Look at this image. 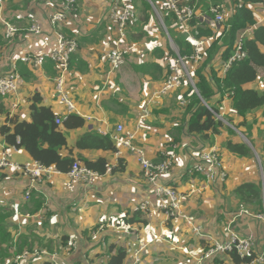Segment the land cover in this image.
Masks as SVG:
<instances>
[{"label": "crops", "instance_id": "0c3cea01", "mask_svg": "<svg viewBox=\"0 0 264 264\" xmlns=\"http://www.w3.org/2000/svg\"><path fill=\"white\" fill-rule=\"evenodd\" d=\"M54 2L0 0V76L7 74L15 57L24 53L46 56L39 69L18 62L21 83L17 93L11 98L0 95V159L7 155L9 160L23 167L32 169L37 166L26 150L7 147L1 128L7 123L9 115H18L22 120L30 121V99L39 93L43 97L42 105L50 107L55 114L65 116L75 113L85 119L84 128L66 131L68 144L75 150V155H81L88 161L104 158L112 169L122 159L125 168L123 172H107L91 184H75L72 187L68 186L71 182L69 174L57 171L40 178L31 173L4 172L0 180V209L12 213L6 226L15 237V243L20 236L28 237L29 241L35 240L34 250L28 251L32 258L25 264H53L49 254H56L60 264H107L112 246L125 248L128 251L126 264H133V252L142 245L146 247L141 252V264H197L200 260L202 264H215L214 258H204L205 253L217 244L228 243L233 234L238 238H251L254 241L252 252L264 255V219L259 217L264 213V201L263 210L254 211L242 207L234 194L245 183L261 185L264 190V110L241 117L233 110L232 99L228 95L222 98L219 94L212 99L211 105L220 110L219 119L229 129L223 130L212 142L189 135L190 117L184 115L180 101L191 84L185 82L166 95L159 92L170 71V51L174 52L169 37L174 42L173 37H187L188 41L190 36L178 27L173 28L176 26L171 18L168 30L172 29L173 36L170 32L168 36L153 9L150 23L144 31L142 29L143 33L132 31L126 43L121 45L127 64L117 76L109 79V83L107 58L115 35V26L109 19L110 0H79L77 10L67 16L63 24L70 38L79 42V49L73 54L72 69L65 80L66 95L73 104L70 109L57 93L59 69L50 57L59 41L50 23ZM218 3L227 6L228 26L235 9L228 0H218ZM202 4L199 0L200 8ZM251 8L257 25L240 31L236 40L252 39L254 31L264 26V6ZM156 20L163 31H160ZM6 23L20 29L12 40L3 38ZM30 24H39L42 33L35 35L27 32ZM226 26L216 32L217 39L221 38L223 51L230 43ZM261 50L264 53V46ZM162 51L167 54L163 61L154 55V52L157 55ZM221 58L219 55L208 64L205 71L208 78L213 69L221 71L220 76L225 75ZM154 64L160 65L162 75L154 71ZM23 66L32 73V79L23 76ZM146 67H150L156 79L144 74ZM258 73V79L246 88L264 93V69L259 68ZM14 104L17 108H13ZM144 116L146 118L141 122ZM244 121L250 129L243 126ZM119 125L125 127L126 133L135 134V145L153 163L170 159L172 152L177 159L171 171L157 176L152 183L144 177L136 155L126 148L118 147L117 153L75 148L76 142L91 132L114 139ZM228 141L248 143L255 156H233L225 148ZM210 150H217L221 156V168L213 180L192 172L201 163L200 156ZM63 154L67 155L68 151L64 150ZM220 172L226 174L225 179ZM158 187H171L179 193V210L183 216L170 217L166 213L160 206L156 193ZM31 194H38L44 200L43 208L34 215L30 212L34 210ZM142 205L147 206L146 211H136ZM138 213L144 214L147 227L140 229L141 224L129 226L126 233L116 226V222L125 215ZM191 216L196 219L194 225L186 221V217ZM101 222L111 227H105L94 241L88 240V231ZM196 226L201 228L199 234L193 233ZM63 236L70 238L71 250L59 248L51 252L44 247L48 242H52L53 247L54 244L59 245ZM15 257L4 264H15Z\"/></svg>", "mask_w": 264, "mask_h": 264}, {"label": "trees", "instance_id": "16d2710c", "mask_svg": "<svg viewBox=\"0 0 264 264\" xmlns=\"http://www.w3.org/2000/svg\"><path fill=\"white\" fill-rule=\"evenodd\" d=\"M212 1L218 3V0ZM202 2V12L209 10L207 2L205 0H202ZM135 3L136 9L141 16V22L139 25L133 27L131 32L135 31L138 33L142 32V29L144 31V27L150 23L152 8L145 0H135ZM255 5L264 6V0H245V4L235 8L234 17L228 26H226V23L223 25V27H229L230 38V43L224 51L223 46L220 45L221 38L217 39L216 31L209 26V23L203 22L196 17L191 21L190 25L196 27V30L199 32V38L205 41L213 40V42L211 41V44L205 51L203 61L197 66L194 73L193 80L195 82V89L190 87L188 92L181 97L180 108L184 110V115L190 117L188 125L189 135L212 142L216 136L222 134L223 130L229 129L227 124L219 119L220 110L211 105L212 99L219 94L222 98L228 95L232 99L233 110L241 117H247L250 113L258 110H264V93L246 88L248 84L258 79V69H264V53L261 50V47L264 46V26H259L254 31L252 39H243L242 51L246 53L245 59L234 62L226 70L224 76L219 75L221 71L214 69L211 71L209 78L205 74L208 64L214 59H217L219 55L222 57L221 60L224 62V65L228 62L235 53V42L237 34L240 31L257 25L255 12L251 8ZM170 18L173 22V15L170 12H165L164 23L168 28L172 24ZM171 31L172 29H169L171 36H173V32ZM62 34L70 38L69 33L65 29L62 30ZM173 39L179 47L182 56L193 55V46L187 41V37L179 36L177 38L173 37ZM103 40L106 42V39ZM172 54L170 51V55ZM154 55L156 58H161L162 61L167 57V54L165 55L163 51L157 55L154 52ZM73 58L74 55L70 59L69 71L72 69ZM153 69L162 75L163 70L160 65L154 64ZM21 72L25 78H33L32 73L25 66L21 68ZM144 74L154 79L157 78L154 73L150 72V67L145 68ZM169 75L170 71L166 74L165 81ZM30 100V121H24L18 115H9L7 123L1 128V134L8 148L24 149L40 167L44 169L55 168L58 172L64 174H68L76 162L84 164L88 169L99 173L101 176H104L108 172L109 164L106 159L101 158L96 161H88L81 155H75V150L70 148L68 144L66 131L84 128L86 121L83 117L75 113H70L65 116L55 114L50 107L42 105L43 97L39 93L35 94ZM183 102H185V105L182 106ZM57 120H61V124H58ZM228 121L232 124L231 120ZM242 124L247 129H250L246 121ZM252 145L254 147L253 143ZM75 148L77 150L118 152L117 146L111 137L103 136L97 132L87 133L81 137L76 142ZM225 148L233 156L238 158H252L255 156L253 148L245 142L236 143L228 141L225 143ZM64 150L68 151L67 155L63 154ZM124 168V162L120 159L116 168H111V172H123ZM234 194L240 201L242 207L251 208L254 211H258V209L263 210L264 190L261 185L245 183L238 187ZM30 199H32L34 205V210L30 212L31 215H34L43 208L44 200L38 194H31ZM11 216L12 213L0 209V264L7 263L11 257L20 255L25 251L32 252L35 246V240L29 241V238L26 236H20L18 243H15V237L9 232L6 226ZM137 224H141L140 229L148 224V221L144 219V214L138 213L132 216L127 214L116 222L117 227L123 225L133 227ZM100 225L88 231L86 234L88 240L94 241L93 235L99 230ZM69 241L70 238L68 236H63L59 240V245L54 244L53 247L52 242H48L44 247L54 252L59 250V248H67ZM113 252L115 253L113 254ZM110 253L111 255L107 264H126L127 250L125 248L112 246ZM257 257L258 255L254 253L242 256L236 250H233L214 258V260L215 264H249Z\"/></svg>", "mask_w": 264, "mask_h": 264}, {"label": "built area", "instance_id": "2783aa9c", "mask_svg": "<svg viewBox=\"0 0 264 264\" xmlns=\"http://www.w3.org/2000/svg\"><path fill=\"white\" fill-rule=\"evenodd\" d=\"M111 5L109 8V19L115 26V35L111 41V50L108 53V65L109 71L107 74V81L111 82L109 79L119 73L123 67L127 64L126 54L121 48L123 43H126L127 36L131 29L141 22V16L136 9L135 0H110ZM147 1L153 11L158 15L159 19L163 23V26L170 36L168 27L164 23L165 12H170L174 18V25L185 32L189 33L190 38L188 41L193 46L194 53L191 56H182L180 54V49L169 37L171 46L174 50L173 54L169 56L171 62L170 65V75L165 81L163 87L161 88V94H169L174 92L183 86L185 82H189L191 87L195 89V82L193 80L194 73L197 66L203 61L205 56V51L211 44V41H205L199 38V32L196 27L190 25L191 21L196 17L201 19V21L209 23V26L214 28L218 32L226 22V7L220 3H214L212 0H205L209 7V10L203 11L202 7H199V0H145ZM79 0H55L54 10L50 16V23L54 29V33L58 35L59 41L57 47L52 51L50 57L56 62L59 69V76L57 77V93L62 101L70 108H73L72 102L66 95L65 90V80L68 77L69 64L71 56L78 50V42L75 39L67 38L62 34L64 29V22L71 13L75 12L78 8ZM229 5L233 7V10L239 6L241 7L245 4V0H228ZM199 9V10H198ZM200 11V12H199ZM199 12V15H198ZM161 13L163 17L161 16ZM173 25V26H174ZM229 28V27H228ZM20 29L11 23H6L5 37L7 40H12ZM35 35H40L42 33V28L39 24H30L27 29ZM243 40H236L235 42V53L231 56L228 62L225 64V69L228 70L234 62L243 60L246 58V53L242 51ZM46 60L44 55H31L22 54L15 57V61L11 63V68L9 72L5 75L0 76V95L3 98H11L17 93L19 88V83H21L20 76L17 70V63L23 62L27 65H31L33 69H39L43 66ZM185 105V102L182 103ZM13 108H17L14 104ZM146 116L142 117V121ZM58 124H61V120H57ZM135 134L126 133L125 127L119 125L117 127V135L113 139L117 148H126L130 152L134 153L141 165L144 177L149 181L154 183L155 179L159 175L167 174L171 171L172 166L177 159V157L170 153V159L163 161L161 163H153L146 157L145 152L135 145ZM201 163L193 168V173H200L207 176L210 180L215 178V174L219 172L221 168V156L217 150H210L209 152L203 153L200 156ZM10 172L13 174L31 173L34 177L40 178L44 174H50L56 172L55 168L44 169L39 165L35 168L23 167L11 160L5 155L4 158L0 159V180L4 172ZM111 171L109 166L108 172ZM58 172V171H57ZM221 173L222 179L226 178V174ZM71 179L69 187L75 184H91L96 179L102 177L99 173L88 169L84 164L76 162L71 171L68 173ZM157 196L160 201V206L166 210V213L170 217H181L180 213V203L181 197L177 191L171 187H158L156 189ZM147 206L142 205L136 211H146ZM264 219V213L259 216ZM186 221L189 225H194L196 219L194 217H186ZM99 230L94 233L93 238L97 239L98 236L103 232L105 227H111L105 225V223H99ZM122 228L126 233L129 232L127 228L129 226L123 225ZM201 228L196 226L193 233L199 234ZM254 241L251 238H238L236 235H232L231 239L226 244H217L211 249H209L204 258H216L225 254L226 252L236 250L240 255H249L253 253ZM145 245H142L139 250L133 252V264H141V252L145 249ZM68 250H71V245H69ZM128 253V251H127ZM51 262L53 264H60L56 254H49ZM32 258V254L28 251L17 255L15 257V264H25L27 260ZM197 264H202L200 260ZM249 264H264V255L258 256Z\"/></svg>", "mask_w": 264, "mask_h": 264}, {"label": "rangeland", "instance_id": "374dc122", "mask_svg": "<svg viewBox=\"0 0 264 264\" xmlns=\"http://www.w3.org/2000/svg\"><path fill=\"white\" fill-rule=\"evenodd\" d=\"M161 16L163 17V15H162V13H161ZM156 22H157V25H158V27H159V29H160V31H163V29L161 28V25L159 24V22L156 20ZM133 29V28H132ZM158 29V30H159ZM131 32V31H130ZM137 33V32H136ZM130 34V33H129ZM171 44V43H170ZM117 74H119V73H117ZM117 74H116V76H117Z\"/></svg>", "mask_w": 264, "mask_h": 264}, {"label": "bare ground", "instance_id": "6f19581e", "mask_svg": "<svg viewBox=\"0 0 264 264\" xmlns=\"http://www.w3.org/2000/svg\"><path fill=\"white\" fill-rule=\"evenodd\" d=\"M32 175V174H31ZM52 179V178H51ZM34 188V187H33Z\"/></svg>", "mask_w": 264, "mask_h": 264}]
</instances>
